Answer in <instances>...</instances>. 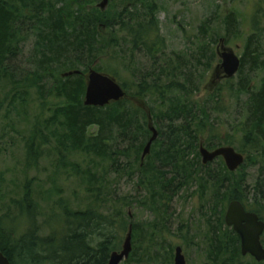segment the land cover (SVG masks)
<instances>
[{
	"label": "trees",
	"instance_id": "obj_1",
	"mask_svg": "<svg viewBox=\"0 0 264 264\" xmlns=\"http://www.w3.org/2000/svg\"><path fill=\"white\" fill-rule=\"evenodd\" d=\"M88 1L94 0H64L65 5L58 7L54 0H0V115L4 111L10 120L11 116L25 118V114L39 112L33 116V136L24 145L28 166L38 162L43 146L51 141V154L59 156L69 178L84 183L89 200L82 210L61 206L62 225L49 227L47 237L40 236L41 226L33 222V206L18 202L22 215L29 219L26 230L16 232L12 230L15 221L0 218V251L11 264H108L112 253L123 247L132 226L133 250L126 263L173 264L174 249L166 248L169 208L177 197L191 195L196 186L201 209L211 212L202 214L208 226L205 264H264L242 255L239 236L225 224L227 207L234 200L254 211L244 192L249 159L238 171L230 172L222 158L204 165L200 156L206 122L213 113L224 111L220 102L211 108L220 101L216 94L202 104L195 99L203 75L216 61L215 53L205 46L210 44L206 41L211 19L200 26L203 47L198 46L196 54L186 58L168 53L156 4L142 10L137 3L130 5L131 11L124 7L117 16L105 18L108 13L97 7L86 9ZM224 23L226 42H231L240 35V23L234 12ZM102 24L113 32L110 38L103 33ZM258 24L260 20L253 21L252 33L245 39L236 87L226 80L230 96L246 98L242 102L244 120L233 130L234 136H243V143L239 147L234 136L212 131L204 142L207 149L233 146L244 154L249 146L264 145V31ZM30 39V69L23 73L18 63ZM118 48L122 54L114 59L125 70L136 55L143 54L150 63L133 83L121 78L113 61L92 67L108 50ZM91 68L114 77L127 98L103 108L86 106L84 74ZM76 70L82 73L62 76ZM151 122L158 139L142 163L153 135ZM94 126L97 134L90 136ZM79 159L84 164L77 163ZM125 180L131 181L139 198L120 192ZM27 201L29 196L23 200ZM136 206L150 211L154 219L132 220L130 208Z\"/></svg>",
	"mask_w": 264,
	"mask_h": 264
},
{
	"label": "rangeland",
	"instance_id": "obj_2",
	"mask_svg": "<svg viewBox=\"0 0 264 264\" xmlns=\"http://www.w3.org/2000/svg\"><path fill=\"white\" fill-rule=\"evenodd\" d=\"M54 1L58 2V7H63L66 3L64 0ZM102 1H88L86 9L90 7L98 8ZM137 3H139L138 7H141L142 10L147 9L150 4H156L157 19L161 35L167 42L168 53H181L186 58L194 56L198 46L203 47L204 44L199 43L203 36L200 26L211 19V31L206 41L210 44L205 46L210 47L215 53L216 61L213 63L212 68L203 75V84L195 99L202 104L208 96L216 94L217 100L220 99V101L212 103L211 108H214L220 102L224 111L213 113L212 119L206 122L208 127L204 132L202 143H207V140L211 138L212 131H222L223 137L234 136L233 133L236 131L233 130L241 127L244 120V115L241 113L244 111L242 102L246 98L242 95L230 96L225 90L229 84L226 80L220 79L221 74V77L217 78L216 68L222 64L221 55L225 53L223 48L233 50L237 56L243 57L245 39L252 33L254 20H260L258 27L264 31V0H124L121 2L120 0H114V2L109 0L106 10L103 11L108 13L105 18H110L113 15L117 16L118 12L124 7L131 11L132 7L130 5H136ZM98 10L100 9L98 8ZM231 12L236 14L240 23V35L231 39V42H226V25L224 21L225 17ZM102 30L109 38L113 33L105 27V24H102ZM114 37L119 43V35L115 34ZM215 39L217 43H212V40ZM221 40L224 41L223 44ZM32 44L30 39L24 48L21 59H19L18 67L23 73L30 69L28 58ZM125 49L129 53V47L125 46ZM113 50H108L104 58L95 62L92 67L96 68L98 65L104 67L106 63H112L113 61L115 63L112 64L122 72L120 73L121 78L129 83H133L137 77L139 79L141 72L147 66L150 67V63L142 54L140 56L136 55L134 61L131 64L129 63V69L125 70L114 59V57L122 54L120 49ZM128 57L129 55H127ZM237 83L238 77H235L231 79L230 85L236 87ZM0 97H2V94ZM35 97L33 95L30 101ZM39 114V112L25 114V118L11 116L12 119L10 120H8L9 117H6L4 111L0 115V218L3 220H9L10 218L12 222L15 221L12 225L13 229H11L22 234L27 227L25 221L29 219L22 215L23 212L17 203L22 202L25 206L28 205L29 208L33 206L31 215L33 216V222L41 226L40 236L47 237L50 235L49 227H61L59 214L63 212L62 207L69 206L71 210H82L87 206L89 200L83 188L84 183L82 184L76 178H69L58 160L59 156L51 154L50 149H53L51 141L48 140L46 145L43 146L41 158L38 162L28 166L24 145L33 136L31 129L33 116ZM47 115L48 113L45 114V117ZM17 119H19L18 124H13V122H17ZM237 135L233 138L237 142L236 145L240 147L239 144L243 143V136L239 133ZM244 155L249 159V163L246 164L244 170L246 177L244 192L248 195L249 205L255 212L258 211L264 220V145H257L256 143V146H249ZM76 162L84 164L82 159ZM130 182V180H125L123 182L125 185L121 187L120 192L132 196L136 195V198H139L141 194L136 192L135 187ZM197 189L198 187L194 186L191 195L186 196L187 194L184 193L182 196L177 197L169 208L168 227L170 233L166 234L168 240L166 248L173 247L175 252L177 247H181L187 264H205L207 261L208 239L206 240V237H208V226L203 221L202 214L205 213L206 216H209L211 212L207 213V211L201 209V199ZM26 196H29V201L24 203L23 200ZM130 213L133 216L132 220L136 222H150L154 219V215L143 208L137 207L132 211L130 208ZM187 220H189V223ZM122 249L123 247L117 252H121ZM162 253L163 251H161ZM126 262L127 260L122 264H128Z\"/></svg>",
	"mask_w": 264,
	"mask_h": 264
},
{
	"label": "water",
	"instance_id": "obj_3",
	"mask_svg": "<svg viewBox=\"0 0 264 264\" xmlns=\"http://www.w3.org/2000/svg\"><path fill=\"white\" fill-rule=\"evenodd\" d=\"M108 4L109 0H103L101 4H99V8L102 11H105ZM221 43L223 44L224 41L221 40ZM223 50L225 53L221 55L222 64L220 67L225 73L224 78L231 79L239 72L241 60L233 50H227L225 48H223ZM81 73V71L76 70L66 72L62 76L66 78ZM84 75L86 79L84 104L86 106L103 108L127 98L125 89L114 77L94 69H90L88 73ZM150 130L153 135L143 151L142 163H144L149 156L152 145L158 139V131L155 129L152 122L150 123ZM97 131L98 128L94 126L89 130V135L94 136L97 134ZM200 155L204 165L212 163L218 158H223L230 172L237 171L245 162V156L237 152L232 146L220 147L210 151L205 148L202 143L200 146ZM225 222L228 227L232 228L239 235L242 254L244 256L251 255L259 262L264 261V248L261 243V236L264 233V222L260 221L258 215L252 212H247L240 201L234 200L227 208ZM132 232V226H130L122 251L113 252L108 264H122L129 259L133 250ZM174 263L187 264L186 257L183 254V249L181 247L176 248ZM0 264H11L9 259L1 251Z\"/></svg>",
	"mask_w": 264,
	"mask_h": 264
},
{
	"label": "flooded vegetation",
	"instance_id": "obj_4",
	"mask_svg": "<svg viewBox=\"0 0 264 264\" xmlns=\"http://www.w3.org/2000/svg\"><path fill=\"white\" fill-rule=\"evenodd\" d=\"M223 47V46H222ZM216 73H217V78H220L221 76V78L220 79H224V71H223V69L221 68V67H218V68H216ZM220 74H221V76H220ZM224 80H227V79H224ZM248 209V208H247ZM262 244H263V247H264V236L262 237ZM252 258V257H251Z\"/></svg>",
	"mask_w": 264,
	"mask_h": 264
}]
</instances>
